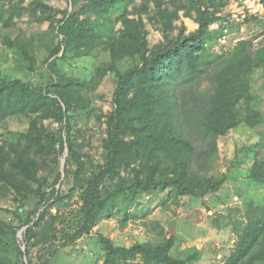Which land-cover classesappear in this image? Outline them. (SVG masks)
Wrapping results in <instances>:
<instances>
[{"label": "trees", "instance_id": "16d2710c", "mask_svg": "<svg viewBox=\"0 0 264 264\" xmlns=\"http://www.w3.org/2000/svg\"><path fill=\"white\" fill-rule=\"evenodd\" d=\"M68 1L70 7L61 10L43 0H33L27 7L22 5L24 0H0V23L9 26L25 12L32 23L40 24L60 15V24L49 28L58 39L53 46L45 44V32L3 39V45L15 49L19 61L35 76H13L0 65V128L13 118L29 123L28 128L12 133V140L0 144V182L13 189L17 201L36 197L32 209L24 204L19 207L21 225L0 219V244L7 246L4 239L10 235L16 239L12 244L17 264H41V256L34 261L30 252L31 246L40 245L49 252L43 264H53L59 251L93 238L92 231L109 206L122 197L133 204L145 195L169 191L179 204L181 198L201 200L219 192L228 178L226 173L213 174L218 167L220 138L242 125L258 126L263 121L255 107L259 98L249 74L264 70V45L256 48L253 40H240L225 56L212 51L232 28L227 23L211 29L224 19L217 0H142L132 11L129 5L135 0ZM259 1L264 8V0ZM182 11L185 17L196 15L199 26L189 34L184 25L175 24ZM144 14L164 35L152 48ZM252 21L253 16L246 17L247 23ZM43 48L47 53L44 68L39 69L38 52ZM84 57L98 58L93 80L62 69L63 64ZM126 57L133 65L121 70ZM1 60L0 55V64ZM246 68L251 69L249 73L227 85L229 78ZM106 81L112 84L108 99L98 92ZM95 101L111 106L102 115L107 136L103 141L105 163L101 164L75 144L74 119L93 108ZM47 119L58 126L47 129L42 124ZM125 153L134 165L122 175L118 169ZM52 154L51 174L39 177L38 158L46 163ZM63 176L72 181L69 197L78 192L82 202V219L72 233L56 227L60 211L48 217V208L60 206L63 200L59 188ZM248 177L264 186L261 146L254 153ZM132 218L127 214L121 227L126 228ZM21 229L25 252L17 243ZM157 235V241L126 246L99 234L104 251L99 264H192L198 257L195 251L185 259L174 258L175 236H168L160 226ZM0 264H5L1 257ZM223 264H264V207H250L242 234Z\"/></svg>", "mask_w": 264, "mask_h": 264}, {"label": "rangeland", "instance_id": "374dc122", "mask_svg": "<svg viewBox=\"0 0 264 264\" xmlns=\"http://www.w3.org/2000/svg\"><path fill=\"white\" fill-rule=\"evenodd\" d=\"M31 1L33 0H24L23 7H27ZM43 1L61 10L70 7L68 0ZM217 2L221 5L219 15L224 19L221 23L214 24L211 29H218L220 24L227 25V23L232 28L213 47L212 51L220 56H225L233 50L240 40H253L256 48L264 45V8L259 0H217ZM141 3L142 0H135L134 3L132 2L129 5V10L132 11L135 5ZM151 8H153L152 5ZM47 14L49 15L50 12L47 11ZM136 16L131 15V17ZM247 16H253L255 21L247 23ZM195 17V14L192 18L185 17L182 11L180 12V19L175 24L178 27L184 25L186 34H189L199 26L195 22ZM143 18L148 31L147 38L152 48L164 40V35L157 27L152 25L146 14L143 15ZM31 19L33 18L30 14L25 12L21 18L16 17L14 19L12 26L3 22L0 23L1 69L5 73L25 79H30L33 74L25 68L24 63L19 61L15 49H9L3 45L4 37L6 35L15 37L17 34L45 32V44L53 46L58 42V39L49 28L60 24V15L57 14L52 16L48 22L41 24L32 23ZM116 29L118 31L122 29L120 23L116 25ZM178 33V30L174 31L173 36L176 37ZM118 34L120 33L118 32ZM46 53L45 48L38 52L39 69L44 68ZM126 58L120 63L121 70H126L133 65V60L130 57ZM97 63L98 58L84 57L70 61L69 65L63 64L62 69L69 74L91 81L94 78V68ZM250 70V68L241 70L238 76L227 80V85L231 86L233 80L244 77ZM249 75L252 78L253 91L259 98L255 107L260 111L263 121L258 126L242 125L220 138L218 167L213 174L218 177L226 173L228 178L219 192L210 194L201 200L181 198L179 204L175 203L174 192L170 193L169 191L158 193L153 197L145 195L133 204L130 203L129 198L122 197L109 206L104 217L92 231L93 238L83 239L74 248L59 251L53 259V264H99L104 256V251L98 240L99 234L109 237L116 243L132 246L140 241H157L159 239L157 235L159 226L165 229L168 236H175V247L171 251L174 258L185 259L198 251L199 255L192 264H223L233 251L235 242L242 234L246 214L250 207L252 205L264 207V186L253 183L248 177L254 163V153L256 150H260V146L264 148V70H257ZM111 90L112 84L106 81L98 89V92L104 99H108ZM110 109L109 103L102 104L101 101H95L93 108L80 113L74 119L77 148L98 164L105 163L103 141L107 136V129L102 115L108 114ZM42 124L47 129H55L58 126L57 123L49 119L43 120ZM28 126L29 123L25 119H10L0 128V144H3L4 140L9 142L13 139L12 133L28 128ZM80 130L81 133H79ZM54 158L55 156L52 154L48 160H45L46 163L38 158L41 165L38 171L39 177L43 178L51 174ZM123 158L124 160L118 170L122 175H126L127 167L129 165L133 166L134 162H132L129 153H125ZM59 188H61L63 200L60 206L56 205L48 208V217L50 214H57L60 211V219L57 221L56 227L60 231L65 228L72 233L82 219L80 212L82 202L79 199L78 192L69 197V189L72 188L71 179L66 180L63 176L62 186L60 185ZM24 202L15 200L13 189L11 190L9 186L0 182L1 220L14 226L21 225L22 222L18 218L19 207L24 204L28 209H32L36 203V197L32 196L30 200ZM127 214L132 215L133 218L126 228H122L120 221ZM172 227H174V233H171ZM23 232L22 229L17 232V243L25 252L26 245L23 241ZM4 240L7 241V246L0 244L1 260L5 264H17V254L12 244L16 243V239H12L10 235ZM62 242L61 239L56 243L61 244ZM42 247L43 245L30 247L33 260L37 261L38 257L41 256V259L38 260L41 264L44 263L45 257H48L49 254V252L42 251ZM24 262H27L26 258H24Z\"/></svg>", "mask_w": 264, "mask_h": 264}, {"label": "water", "instance_id": "95a60500", "mask_svg": "<svg viewBox=\"0 0 264 264\" xmlns=\"http://www.w3.org/2000/svg\"><path fill=\"white\" fill-rule=\"evenodd\" d=\"M171 233H174V227H172V229H171Z\"/></svg>", "mask_w": 264, "mask_h": 264}]
</instances>
